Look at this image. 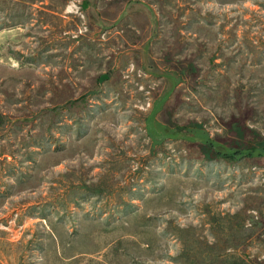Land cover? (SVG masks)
I'll use <instances>...</instances> for the list:
<instances>
[{
	"label": "rangeland",
	"instance_id": "rangeland-1",
	"mask_svg": "<svg viewBox=\"0 0 264 264\" xmlns=\"http://www.w3.org/2000/svg\"><path fill=\"white\" fill-rule=\"evenodd\" d=\"M0 264H264V0H0Z\"/></svg>",
	"mask_w": 264,
	"mask_h": 264
}]
</instances>
